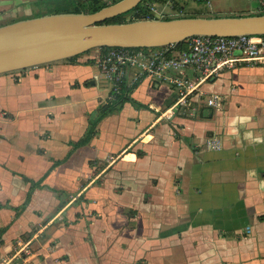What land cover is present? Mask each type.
<instances>
[{
	"label": "crops",
	"instance_id": "obj_1",
	"mask_svg": "<svg viewBox=\"0 0 264 264\" xmlns=\"http://www.w3.org/2000/svg\"><path fill=\"white\" fill-rule=\"evenodd\" d=\"M204 3L149 8L162 18L261 12L259 0ZM46 10L43 0H0V26ZM98 55L0 75V253L31 240V264H264V60L203 83L220 96L215 108L199 98L173 108L170 84L141 77L128 92L138 106L103 117L17 211L30 180L65 157L107 101ZM208 137L221 147L207 148Z\"/></svg>",
	"mask_w": 264,
	"mask_h": 264
},
{
	"label": "water",
	"instance_id": "obj_2",
	"mask_svg": "<svg viewBox=\"0 0 264 264\" xmlns=\"http://www.w3.org/2000/svg\"><path fill=\"white\" fill-rule=\"evenodd\" d=\"M142 0H118L93 13H56L0 26V75L41 66L102 47L151 48L192 36H264V14L239 17H182L99 24L127 13Z\"/></svg>",
	"mask_w": 264,
	"mask_h": 264
},
{
	"label": "built area",
	"instance_id": "obj_3",
	"mask_svg": "<svg viewBox=\"0 0 264 264\" xmlns=\"http://www.w3.org/2000/svg\"><path fill=\"white\" fill-rule=\"evenodd\" d=\"M205 1L207 6L209 0ZM259 10L264 12V0H259ZM150 11L157 12L153 6ZM186 41L183 49L174 45L151 48L107 47L99 53L96 65L102 76L110 84L111 92L120 91L123 83L129 85L141 77H151L170 84L176 91L173 108L192 106L195 100L202 99L209 108L220 105L217 93L204 94L201 85L213 79L226 68H234L240 64L255 65L264 60V36H192ZM187 70H191L189 73ZM132 71L130 77L128 73ZM5 115V112L2 113ZM205 146L219 149L218 138H206ZM34 252L31 240H18L13 249L0 253V264H31Z\"/></svg>",
	"mask_w": 264,
	"mask_h": 264
},
{
	"label": "trees",
	"instance_id": "obj_4",
	"mask_svg": "<svg viewBox=\"0 0 264 264\" xmlns=\"http://www.w3.org/2000/svg\"><path fill=\"white\" fill-rule=\"evenodd\" d=\"M43 1L46 2L47 10L45 12H42V14L47 15V14H56V13H75V12L76 13H79V12L93 13V12L99 10L100 8L106 6L110 3H114L118 0H112L109 3L103 2L101 0H43ZM168 1H171V0H142L135 8L128 11L127 13L120 14V15L114 16L112 18H108V19L104 20L103 22H100L99 24H115V23L130 22V21L139 20V19H153L154 17L150 13L149 6L152 3L164 4V3H167ZM48 8L50 11H48ZM42 14H39L38 16H41ZM262 14H264V12H259L256 15H262ZM182 17H187V16H185V15L184 16L179 15V16H175V17H169L168 16V17H164L162 19L169 20V19H173V18H182ZM185 46H186V41H183V42H179L178 44L175 43L174 48L176 47V49H183V48H185ZM106 48L107 47H102V48H97L95 50H97L99 53H102L104 50H106ZM92 50H94V49L88 50L82 54H78V55L66 58V59L61 60L59 62L71 63V64L77 63V59L80 56H82L84 54H88ZM86 63H92V60H87ZM44 65H47V64H44ZM23 71L24 70L15 71V72H23ZM11 73H14V72H11ZM136 83L131 84V85H129L127 83H123L119 92H117V93L111 92L112 98L107 99V101L100 106L98 113L89 120L88 127L86 129V132L83 134V136H81L78 139V141L70 142L71 149L67 152L65 157L61 160H55L53 162V164L49 167V169L43 174V176L39 180H37V181L30 180L31 186H30V189L28 190L26 199L23 202V204L20 206V208H16L17 211L19 209H23L27 205V203L30 199V195L35 188L43 187L42 181L48 175V173L52 170L53 167H55V166L63 163L64 161H66L69 158V156L71 155L72 151H74L76 148L83 146V145H86L87 143L90 142V140L92 139V137L95 134L96 124L103 117H105L106 115H108L112 112L120 110V108L122 107V104L124 102H130L133 105L138 106L137 102H135L133 99H131L128 96L129 90L132 87H134L136 85ZM84 84L88 85V82H86ZM24 180L28 181L27 178H24Z\"/></svg>",
	"mask_w": 264,
	"mask_h": 264
},
{
	"label": "rangeland",
	"instance_id": "obj_5",
	"mask_svg": "<svg viewBox=\"0 0 264 264\" xmlns=\"http://www.w3.org/2000/svg\"><path fill=\"white\" fill-rule=\"evenodd\" d=\"M198 2H204V1H198ZM203 5L207 6V4H205V3H204ZM209 5H210V4H209ZM209 5H208V6H209ZM208 6H207V8H208ZM33 11H34V10H33ZM48 11H50L49 8H48ZM41 12H43V11H41ZM35 13H36V12H35ZM35 13H33V14H32V13H24V14H22L21 17H25V18H26V17H30L31 15H34ZM177 13H178V14H176V15H175V14H174V15H173V14H171V15H167V14H166V15H164V16H165V17H168V16H169V17H175V16H179V15H181V16H184V15H185V14H183V13H181V14H180L179 12H177ZM41 16H42V15H41ZM36 17H38V16H36ZM94 50H95V49H94Z\"/></svg>",
	"mask_w": 264,
	"mask_h": 264
}]
</instances>
